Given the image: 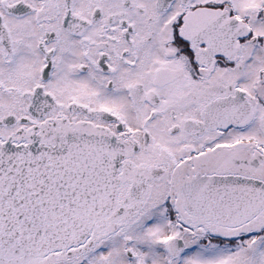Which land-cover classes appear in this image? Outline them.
Returning <instances> with one entry per match:
<instances>
[{
	"label": "snow or ice",
	"instance_id": "1",
	"mask_svg": "<svg viewBox=\"0 0 264 264\" xmlns=\"http://www.w3.org/2000/svg\"><path fill=\"white\" fill-rule=\"evenodd\" d=\"M0 264H264V0H0Z\"/></svg>",
	"mask_w": 264,
	"mask_h": 264
}]
</instances>
